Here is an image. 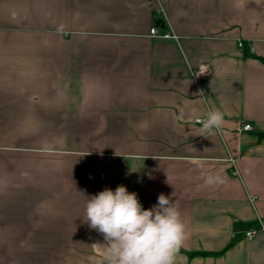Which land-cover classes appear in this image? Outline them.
Instances as JSON below:
<instances>
[{
    "label": "crops",
    "instance_id": "1",
    "mask_svg": "<svg viewBox=\"0 0 264 264\" xmlns=\"http://www.w3.org/2000/svg\"><path fill=\"white\" fill-rule=\"evenodd\" d=\"M119 185L176 203V264H264V0H0V264H100Z\"/></svg>",
    "mask_w": 264,
    "mask_h": 264
},
{
    "label": "clouds",
    "instance_id": "2",
    "mask_svg": "<svg viewBox=\"0 0 264 264\" xmlns=\"http://www.w3.org/2000/svg\"><path fill=\"white\" fill-rule=\"evenodd\" d=\"M207 70L201 66L197 75ZM223 124V113L209 110L202 121L204 137ZM217 177L209 176L207 184ZM90 229L100 233L105 243L100 264H176L187 239V225L176 203L163 193L157 203L144 209L135 192L119 185L87 198L85 219Z\"/></svg>",
    "mask_w": 264,
    "mask_h": 264
},
{
    "label": "built area",
    "instance_id": "3",
    "mask_svg": "<svg viewBox=\"0 0 264 264\" xmlns=\"http://www.w3.org/2000/svg\"><path fill=\"white\" fill-rule=\"evenodd\" d=\"M150 35L151 36H157V32H156L155 28H152L150 30ZM165 36H167V35H165ZM238 46L241 47L242 44L239 43ZM201 66H203L207 70V72L205 74L197 75L199 73V71H200ZM210 73H211V70H210L209 65L202 64V65H199L196 68L192 69L191 77H192L194 83L196 84V86L198 88H200L201 85H203L208 80V78L210 76ZM197 121H200V120H197ZM251 129H252V127L249 124H245L244 126H242V130L243 131H250ZM258 233H263L264 234V225H263V222L260 221V220L257 221V226L251 227V228H249L248 230H246L244 232V238L246 240L250 241Z\"/></svg>",
    "mask_w": 264,
    "mask_h": 264
}]
</instances>
